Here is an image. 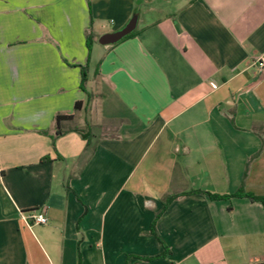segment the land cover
<instances>
[{
  "label": "crops",
  "instance_id": "obj_1",
  "mask_svg": "<svg viewBox=\"0 0 264 264\" xmlns=\"http://www.w3.org/2000/svg\"><path fill=\"white\" fill-rule=\"evenodd\" d=\"M258 57L264 0H0V264H264Z\"/></svg>",
  "mask_w": 264,
  "mask_h": 264
},
{
  "label": "built area",
  "instance_id": "obj_2",
  "mask_svg": "<svg viewBox=\"0 0 264 264\" xmlns=\"http://www.w3.org/2000/svg\"><path fill=\"white\" fill-rule=\"evenodd\" d=\"M253 65L260 70L264 69V57H258L253 61ZM21 217L28 225L45 224L47 222V211L44 207L33 208L28 211L21 212Z\"/></svg>",
  "mask_w": 264,
  "mask_h": 264
},
{
  "label": "trees",
  "instance_id": "obj_3",
  "mask_svg": "<svg viewBox=\"0 0 264 264\" xmlns=\"http://www.w3.org/2000/svg\"><path fill=\"white\" fill-rule=\"evenodd\" d=\"M134 34V31H132L131 33L127 34L126 36L123 37V39H126L128 37H131L132 35ZM87 40L90 41V35L87 37ZM89 45V44H88ZM71 116H68V115H57L56 116V123H57V127H58V123L61 119H65V118H70ZM63 131H60L59 129H57V135H60ZM196 193V192H199V193H205L206 195H208L210 198H214V199H217L221 196H218V195H215V194H210L209 192H206V191H202V190H191V191H188V192H181L179 194H174L172 196H169L165 199V202H164V205H166V203H168L170 200L174 199L175 197H178V196H181V195H185V194H188V193ZM231 196H244V197H247L249 198L250 200H259V201H262L264 203V197H255L249 193H245L242 189L237 191L236 193L232 194ZM224 197V196H223Z\"/></svg>",
  "mask_w": 264,
  "mask_h": 264
},
{
  "label": "water",
  "instance_id": "obj_4",
  "mask_svg": "<svg viewBox=\"0 0 264 264\" xmlns=\"http://www.w3.org/2000/svg\"><path fill=\"white\" fill-rule=\"evenodd\" d=\"M137 17L133 16L130 20L119 30L114 32L104 33L98 38V42L102 45L113 44L121 40L124 36L134 31L136 27Z\"/></svg>",
  "mask_w": 264,
  "mask_h": 264
},
{
  "label": "rangeland",
  "instance_id": "obj_5",
  "mask_svg": "<svg viewBox=\"0 0 264 264\" xmlns=\"http://www.w3.org/2000/svg\"><path fill=\"white\" fill-rule=\"evenodd\" d=\"M131 17H132V16H131ZM95 44H96V46H101L98 42H96Z\"/></svg>",
  "mask_w": 264,
  "mask_h": 264
}]
</instances>
